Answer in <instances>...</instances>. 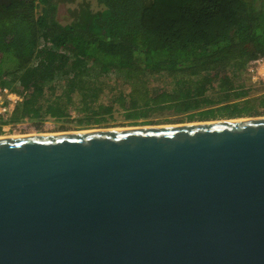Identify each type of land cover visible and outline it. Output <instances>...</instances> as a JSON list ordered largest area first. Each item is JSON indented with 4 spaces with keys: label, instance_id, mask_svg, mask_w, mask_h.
<instances>
[{
    "label": "water",
    "instance_id": "obj_1",
    "mask_svg": "<svg viewBox=\"0 0 264 264\" xmlns=\"http://www.w3.org/2000/svg\"><path fill=\"white\" fill-rule=\"evenodd\" d=\"M0 264H264V116L0 137Z\"/></svg>",
    "mask_w": 264,
    "mask_h": 264
},
{
    "label": "trees",
    "instance_id": "obj_2",
    "mask_svg": "<svg viewBox=\"0 0 264 264\" xmlns=\"http://www.w3.org/2000/svg\"><path fill=\"white\" fill-rule=\"evenodd\" d=\"M72 1L0 5V84L24 95L8 122L42 110L64 116L58 102L39 103L46 85L61 76L63 94L83 96L90 73L125 77L129 91L116 101L127 118L166 111L190 120L236 118L264 108V93L249 97L239 82L264 57V0H95L99 9L83 3L59 22V3ZM154 74L171 79L170 88L149 87L145 77Z\"/></svg>",
    "mask_w": 264,
    "mask_h": 264
},
{
    "label": "rangeland",
    "instance_id": "obj_3",
    "mask_svg": "<svg viewBox=\"0 0 264 264\" xmlns=\"http://www.w3.org/2000/svg\"><path fill=\"white\" fill-rule=\"evenodd\" d=\"M89 4V9L97 10L99 5L95 0H73L72 2H60L57 10V20L67 23L72 19L70 10L80 8V4ZM39 8L37 9V11ZM9 79V78H7ZM89 86L86 95L72 92L69 95L62 93V79L58 76L46 85L43 97L39 103L45 107L48 103L58 102L65 109L66 114L60 118H54L43 110L42 115L37 117L23 118L13 122L11 125L1 128L0 137L28 134H45L59 132H77L83 130L120 129L142 126H162L171 124L196 123L203 121L225 120L226 117H215L214 119L200 120L198 118L188 119L187 114H176L166 111L161 115L148 118H127L123 109L120 108L116 97L129 91L128 82L124 76L115 72L106 75L88 74ZM145 80L149 87L170 88L171 79L165 75H147ZM238 82V80H237ZM239 82L249 90V97H261L264 93V57L250 63L241 74ZM96 91L97 96L91 95ZM212 96H216V88L209 90ZM111 106L110 111H106ZM255 115H243L236 118L264 116V108L258 106ZM95 119H102L95 122Z\"/></svg>",
    "mask_w": 264,
    "mask_h": 264
},
{
    "label": "built area",
    "instance_id": "obj_4",
    "mask_svg": "<svg viewBox=\"0 0 264 264\" xmlns=\"http://www.w3.org/2000/svg\"><path fill=\"white\" fill-rule=\"evenodd\" d=\"M13 85L3 83L0 84V122L1 127L11 125L13 122H8L15 106L19 104L23 96L21 93H17L12 90Z\"/></svg>",
    "mask_w": 264,
    "mask_h": 264
},
{
    "label": "bare ground",
    "instance_id": "obj_5",
    "mask_svg": "<svg viewBox=\"0 0 264 264\" xmlns=\"http://www.w3.org/2000/svg\"><path fill=\"white\" fill-rule=\"evenodd\" d=\"M45 134H47V133H45ZM13 136H19V135H13Z\"/></svg>",
    "mask_w": 264,
    "mask_h": 264
}]
</instances>
